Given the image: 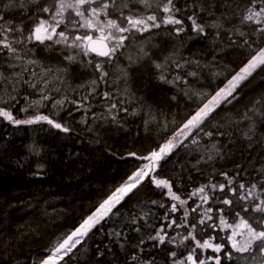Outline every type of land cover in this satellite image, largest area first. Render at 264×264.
Wrapping results in <instances>:
<instances>
[{"label": "trees", "instance_id": "trees-1", "mask_svg": "<svg viewBox=\"0 0 264 264\" xmlns=\"http://www.w3.org/2000/svg\"><path fill=\"white\" fill-rule=\"evenodd\" d=\"M3 2L6 0H0ZM175 2L181 9L177 18L183 21L184 30L177 35L175 28L180 25H162L126 41L127 47L104 63L108 73L104 81L89 61L105 59L85 56L78 48L49 41L45 44L50 47L26 42L13 45L20 59L10 58L7 50L0 52V73L6 77L0 80V107L17 119L47 115L70 129L65 133L46 123L16 126L0 117V264H40L58 239L75 230L148 163L130 153L147 156L158 151L202 106L201 94L211 95L224 87L251 54L264 47V41L252 43L258 36L251 35V27L239 20L235 21L239 30L251 35L249 45L241 47L244 38L234 31L212 27L220 9L215 10V16L207 8L200 10L212 0ZM153 11L159 17L165 15ZM28 14H33L31 9ZM7 15L14 24L25 20L19 9ZM189 16L204 25V33L192 30ZM226 27L231 29L232 24ZM156 64L162 67L157 69ZM191 72L196 75H189ZM161 74L172 82H162ZM238 92L237 100L218 108L219 115L213 113L215 118L202 125L203 131H194L160 160L153 173L168 180L173 192L187 201L183 208L170 213V206L177 202L168 197L167 189L156 187L147 178L59 264H141L145 260L173 264L170 252L176 253L175 260H183L195 245L192 241L181 243L189 229L166 227L170 219L179 221L187 210V223L191 224L211 206L216 224L220 208L225 209L229 224L238 221L234 211L218 202L224 193L218 188L213 191L211 185L227 184L224 174L234 180V188L239 183L248 185L264 166V117L259 114L264 112V67ZM45 96L47 99L42 98ZM257 100L261 103L256 104ZM201 186H207V203L192 195ZM197 204L200 207L192 212ZM241 215L260 214L250 211ZM161 228L167 238H174L171 243L166 240L158 245L149 239ZM196 235L201 242L214 237L213 243L224 245L219 254L196 249L208 264H214L209 258L217 255L221 264H245L225 258L224 253L231 251L230 229L198 225ZM134 255L138 260L132 259Z\"/></svg>", "mask_w": 264, "mask_h": 264}, {"label": "snow or ice", "instance_id": "snow-or-ice-1", "mask_svg": "<svg viewBox=\"0 0 264 264\" xmlns=\"http://www.w3.org/2000/svg\"><path fill=\"white\" fill-rule=\"evenodd\" d=\"M205 8L213 16L216 14L215 10L220 9L216 22L211 26L224 31H234L235 34L244 38L241 47L249 45L251 35L259 38L253 40L252 43L264 41V0H212L206 6L201 5L200 10L204 11ZM16 9H19L25 16V20L19 24H14L13 19L7 15ZM29 9L32 10L33 14H28ZM153 9L165 15L159 17ZM180 11L181 9L177 6L175 0H6V2L0 3V52L7 50L10 58L20 59L18 49L13 45L17 43L25 44L26 42L50 47L51 45L45 44L46 41H49L69 48H78L85 56L94 53L97 57L106 58L103 62L89 61V63L94 64L96 71L100 73L99 79L104 81L108 76L103 67L104 63L113 60L120 49L127 47L126 41L133 40L137 34L143 35L153 28L159 29L162 25H180L181 27L175 28L176 34L179 35L184 30L182 27L183 21L177 18V13ZM188 18L191 20L193 31L204 33V25L197 23L193 16ZM236 20H239L241 25H249L251 35L239 30L235 23ZM26 23L29 24L27 29L25 27ZM229 23L232 24L231 29L226 27ZM10 36L14 38L10 39ZM141 51L143 50L141 49ZM69 59H73V57H69ZM129 59L131 60V58ZM10 66L14 67L15 65ZM155 66L157 69L162 67L159 64ZM262 67H264V47H259L251 54L239 72L227 81L224 87L216 90L211 95L201 94L202 106L196 109L181 129L184 138L186 139L193 131H203L202 125L210 118H215L213 113L219 115L216 112L218 108L222 105L227 107L234 100H237L239 97L237 89L241 88L244 81L248 80L257 68ZM189 75L195 76L196 73L191 72ZM3 79H6V77L3 73H0V80ZM159 79L162 82H172L168 81L163 74L160 75ZM176 79H179V77ZM104 96L109 98L108 93H104ZM42 98L47 99L46 96ZM60 103V101H57V104ZM255 103L260 104L261 101L257 100ZM112 107L114 108L116 105L113 104ZM252 110L249 109V111ZM22 111H27V109H22ZM259 114L264 117V112ZM0 117L16 126L46 123L62 132L67 133L70 131L69 128L54 121L49 116L39 113L28 119H17L10 111L0 107ZM244 118H249L247 112L244 113ZM252 131L253 128L249 127V132ZM181 133H177V136ZM205 134L208 136L213 135L211 132ZM245 135L247 136V133ZM248 138L251 139L250 136ZM195 142L193 140V143ZM179 143H182V141L177 142L176 136H174L158 151L154 150L147 156H137L135 153H130L129 155L136 157V159L147 160L148 163L134 172L128 181L116 189L108 199L104 200L97 210L83 220L75 230L62 239H58L54 248L50 250V254L40 264H59V261L63 260L77 245L82 243L83 238L88 236L89 232L104 220L112 212V209L141 184L145 178H149L156 187L167 189L168 197L177 202L170 206V213H176L180 208H183L187 201L182 200L180 196L173 192L169 181L159 179L153 175L155 169L159 166L160 160H163L178 147ZM257 172V179L248 185L239 183L237 188L232 187L234 180L229 178L227 174H224L227 184L211 185L213 191L218 188L220 192L224 193L223 197L218 198V202L234 211L235 216L239 217L238 221L229 224L225 219V209L220 208L216 210V218L219 220V224H216L213 215L210 214L213 212L211 206L194 223H187L189 215L187 210L184 211L179 221L176 219L169 220L166 225L168 228L183 227L189 229L187 234L183 236L181 243L192 241L195 245L183 260H175L176 253L170 252L169 255L173 257V264H208L207 260L201 259L196 254V249H211L212 252L217 254L224 251L223 244L212 242L215 239L214 237H209L203 242L197 239L196 229L198 225L213 229L219 227L221 231L231 230V235L227 238L231 251L224 253L225 258L229 261L237 259L244 261L245 264H264V166L258 169ZM206 187L201 186L192 195H198L202 202L207 203L209 196L205 192ZM229 193L231 196H235L236 200L230 198ZM237 203H239V210L235 208ZM199 207L200 205L197 204L191 211L196 212ZM250 211L259 213V217L241 215L242 212L248 213ZM165 219H169V217L166 216ZM250 219L253 222L250 223ZM209 221H213V223H208ZM237 237H240V239H237ZM149 239L156 241L158 245H163L166 240L171 243L174 238H167L165 228H161L156 235L150 236ZM99 255L102 256L103 253H99ZM132 259L138 260V257L134 255ZM209 259H213L214 264H221L219 255ZM141 264H154V261L145 260Z\"/></svg>", "mask_w": 264, "mask_h": 264}, {"label": "rangeland", "instance_id": "rangeland-1", "mask_svg": "<svg viewBox=\"0 0 264 264\" xmlns=\"http://www.w3.org/2000/svg\"><path fill=\"white\" fill-rule=\"evenodd\" d=\"M259 70H260V68H257L256 71L253 72L252 75H254V74H255L256 72H258ZM250 77H251V76H250ZM250 77H249V78H250ZM249 78H248V80L244 81V83H246L247 81H249ZM244 83H243V84H244ZM243 84H242V85H243ZM242 85H241V86H242ZM237 92H238V89H237ZM222 106H223V105H222ZM181 129H182V128H181ZM185 131H187V130H185ZM193 132H194V131H193ZM193 132H192V134H193ZM178 133H181V130H180ZM190 135H191V134H190ZM190 135H188V137H189ZM188 137H187V138H188ZM171 140H172V139H171ZM184 140H185V138H184V134H183V133H181V134L178 135V136L176 135V141H177V142H179V141H182V142H183ZM179 144H180V143H179ZM146 179H147V178H145L144 180H146ZM137 187H138V186H137ZM137 187H136V188H137ZM136 188H134L132 191H134ZM132 191H131V192H132ZM131 192H130V193H131ZM130 193H129V194H130ZM126 196H127V195H126ZM126 196L121 200V202H120L119 204H121L122 202L125 201L124 199L126 198ZM119 204H117L116 206H118ZM116 206H115V207H116ZM115 207H114V208H115ZM114 208H113V209H114ZM113 209H112V210H113ZM111 213H112V212H111ZM109 215H110V213H109L106 217H108ZM106 217H105V218H106ZM102 221H103V220H102ZM102 221H101V222H102ZM96 226H97V225H96ZM92 230H93V229H92ZM85 238H86V237H84L83 240H84ZM83 240H82V241H83ZM77 246H78V245H77ZM59 263H60V261H59Z\"/></svg>", "mask_w": 264, "mask_h": 264}, {"label": "water", "instance_id": "water-1", "mask_svg": "<svg viewBox=\"0 0 264 264\" xmlns=\"http://www.w3.org/2000/svg\"><path fill=\"white\" fill-rule=\"evenodd\" d=\"M93 57H95V58H97V56H95V54L93 53V54H91ZM98 58H100V59H106V58H103V57H98Z\"/></svg>", "mask_w": 264, "mask_h": 264}]
</instances>
